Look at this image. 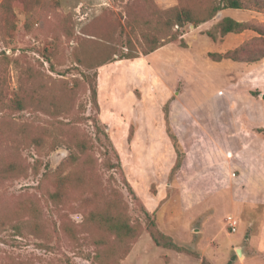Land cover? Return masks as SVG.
I'll return each instance as SVG.
<instances>
[{
    "label": "rangeland",
    "instance_id": "374dc122",
    "mask_svg": "<svg viewBox=\"0 0 264 264\" xmlns=\"http://www.w3.org/2000/svg\"><path fill=\"white\" fill-rule=\"evenodd\" d=\"M212 3L223 0H0V264H148L160 255L146 210L195 260L204 232L231 245L219 264H264V156L249 154L264 150V10L224 9L163 39L164 11L190 6L199 18ZM226 17L247 29L221 36ZM127 54L139 57L120 60ZM79 72L98 73V114L87 84L71 90ZM168 113L184 157L176 173ZM95 117L123 175L104 166L115 160L104 136L96 140ZM39 138L45 152L60 146L40 157ZM86 138L88 154L71 162L69 147ZM183 199L184 210L204 201L208 214L182 217ZM230 216L239 221L233 235ZM106 217L139 237L111 233Z\"/></svg>",
    "mask_w": 264,
    "mask_h": 264
},
{
    "label": "trees",
    "instance_id": "16d2710c",
    "mask_svg": "<svg viewBox=\"0 0 264 264\" xmlns=\"http://www.w3.org/2000/svg\"><path fill=\"white\" fill-rule=\"evenodd\" d=\"M249 6L254 7L258 11L262 12L264 10V1L263 0H223V3L218 6L213 3L209 4L206 7L204 15L199 18L195 17L194 12L192 11V8L190 6H181V7H174V8L168 9L161 14L162 18L164 19L163 26H165L164 31H163L164 43L165 44L172 43L179 39L181 34L179 32H173V29L176 26L178 28H184L188 24H194L196 27H198L200 24L206 23L214 19L219 11H222L224 9H247ZM218 27L220 29L221 36H225V35L232 34V33L234 34L241 33L247 29V25L245 23L238 22L230 17L224 18L220 22ZM162 46H164V44ZM158 48L159 47L151 49L149 52H146L145 55H149L155 52L156 50H158ZM138 57H139V54L138 55L127 54V55H123V57H121L120 60H132ZM262 58H264V55L262 56ZM107 63H108L107 61L103 62L100 66H104ZM73 68L74 70H77V71L80 70L77 67H73ZM79 75L81 76L80 79L76 77L72 79L73 85L71 86V90L76 91L80 88L82 84H87L89 86V91L91 95L90 103L93 109L95 110V112L97 114L100 113V105L98 101V73L95 72L91 76L90 74L79 72ZM42 88L43 87L41 86V84L38 85L37 88L35 87V98L37 97L35 99L36 104H42L43 102V98H42L43 95L41 92ZM252 95L260 96L259 93H256V94L252 93ZM263 101H264V96H263ZM18 104L21 105V102L18 101ZM50 106L51 108H53L54 111H57V112L65 111L64 107L58 106L56 104H51ZM90 118L91 117H89V120ZM94 123H95V129H96V133H95L96 140L101 142L102 141L101 135H103L104 140L107 142L106 144L107 154L110 155V153H112L114 155L115 161L109 158L104 164L105 168L108 169L109 171L120 172V174L123 175L124 173H123L120 156L118 152L116 151L113 143L111 142L106 130L102 129V127L100 126L99 119L97 117H95ZM166 123L168 126L167 131L169 133V137L173 141V145H174V148L177 154V161L174 166V171L176 173V171H179L183 165V160H184L183 150H182V146H181V143L178 137L171 131L169 113L166 115ZM257 132L264 133V128L257 129ZM90 142L91 141H89L86 138V139L79 141L74 150L69 147V150H71L69 160L71 162H78L81 156H84V155L86 156L88 154L89 149L91 148ZM36 145H37V148L39 149L38 153L40 157H42L43 154L48 155L54 152L57 149V147L60 146L57 143H55L51 147V149H49L48 152H45L43 150L44 140L40 138L37 140ZM124 183L128 186L129 190L133 192L134 194V191L131 185L129 184V182L127 181V179L125 178V175H124ZM52 198L54 202H57V200L60 199V193L56 191L55 193L52 194ZM145 212H146V218H147V226H148L149 231H151L150 233H151L152 239L156 246L175 250L179 253H185V254L192 255L189 251H186L182 246H179L171 237L159 232L156 229L155 221L154 219L151 218L149 211L146 210ZM102 223L106 226V228L111 233L117 235L118 237H121L124 234H131L134 239L139 237L137 230H134V228L130 227L127 222L121 219H114L112 217H106L105 219H103ZM153 229H156V231H154ZM199 257L200 256H198V258ZM202 264H211V263L207 259H202Z\"/></svg>",
    "mask_w": 264,
    "mask_h": 264
},
{
    "label": "crops",
    "instance_id": "0c3cea01",
    "mask_svg": "<svg viewBox=\"0 0 264 264\" xmlns=\"http://www.w3.org/2000/svg\"><path fill=\"white\" fill-rule=\"evenodd\" d=\"M150 58V57H149ZM251 121H253V119H251ZM253 123V122H252ZM217 148V153L220 157V162L221 163H227V160L228 159H224V150L220 147H216ZM262 146L260 145L259 148L256 147V149L254 150V152H250L249 154L250 155H259L261 157L264 156V150ZM255 157V156H254ZM256 158V157H255ZM255 167V166H253ZM199 176H206V173H203V171L199 174ZM224 188V187H223ZM228 189H223L222 192H226ZM185 205H187V203L185 202V200L183 199V201L180 202V206H181V214H182V217L183 216H186V215H189L191 216V218H197L201 215H204V214H208V211L206 210V208H208V205H206V203L203 201L201 203H194L192 208H188V210H184L183 208L186 207ZM179 207V206H178ZM187 209V208H186ZM210 218L209 221H211V217H208V219ZM208 220L205 222L206 224H208L209 222ZM202 235V244L201 246L203 245L204 246V252L200 255L202 258L201 259H193L190 255L188 256V254L184 255L185 253H179L175 250H171V249H167V248H162V247H158L156 246V249L155 251L158 252V254L160 255L158 257V259H150L149 258V261L148 264H202V259L205 257L211 264H219V262L217 261L216 257L217 255H220L219 251L222 252L223 256H228L226 254V250L227 248H229V246L231 247V245L229 244L227 247L224 245V243H220L218 244L219 242V236L218 235H215L213 237H208L204 232L201 233ZM233 235V234H231ZM175 242L179 245V246H182L181 244H179V242L177 241L178 238L177 237H173ZM216 243V248H215V251H211V248H212V245H215ZM234 244V243H232ZM242 252H243V255H244V251L243 249H241ZM163 255L164 257L166 256V258H163ZM133 256V252L127 257V260L129 262V260L132 258ZM231 261V264H243V263H240V261L238 260H233V259H229ZM229 262V261H228ZM143 264H146V261L144 262L143 260Z\"/></svg>",
    "mask_w": 264,
    "mask_h": 264
},
{
    "label": "built area",
    "instance_id": "2783aa9c",
    "mask_svg": "<svg viewBox=\"0 0 264 264\" xmlns=\"http://www.w3.org/2000/svg\"><path fill=\"white\" fill-rule=\"evenodd\" d=\"M228 227L231 234L236 233L239 229V221L235 217L230 216L228 218Z\"/></svg>",
    "mask_w": 264,
    "mask_h": 264
},
{
    "label": "water",
    "instance_id": "95a60500",
    "mask_svg": "<svg viewBox=\"0 0 264 264\" xmlns=\"http://www.w3.org/2000/svg\"><path fill=\"white\" fill-rule=\"evenodd\" d=\"M196 231H198V229H196ZM237 253H238V255H239L240 257H242V256H243V252H242V250H241V249H239V250L237 251Z\"/></svg>",
    "mask_w": 264,
    "mask_h": 264
}]
</instances>
